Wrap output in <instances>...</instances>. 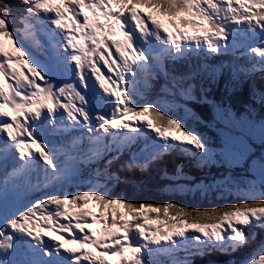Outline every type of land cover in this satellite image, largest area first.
Masks as SVG:
<instances>
[{
    "label": "snow or ice",
    "instance_id": "snow-or-ice-1",
    "mask_svg": "<svg viewBox=\"0 0 264 264\" xmlns=\"http://www.w3.org/2000/svg\"><path fill=\"white\" fill-rule=\"evenodd\" d=\"M235 5L239 8L234 6L233 0L226 3L220 0H17L16 3L0 0V78L4 80L0 83V166L9 160L15 161L11 173L5 168V175L11 179L0 187V252H15L21 245L31 249L35 258L19 264H83L84 261L109 264L110 259H115L116 264H158L155 258L171 257L175 249L187 248L189 243L196 252L225 253L249 245L254 239L250 230L264 229V193L259 197H246L237 205L204 211L174 204L136 205L124 198H110L97 188L52 193L15 210L9 207L7 197L10 183L13 188L17 184H31L34 171L43 173L45 183L67 176L66 166L58 158V148L46 139L48 132L57 130L58 120L65 115L72 128L80 127L88 132L91 146L97 149L88 153L93 158L106 152L130 150L138 141L142 144L129 160V168L147 169L176 150L201 161L211 158V149L203 136L189 128L183 117L165 113L152 101L138 102L135 85L140 75L150 73L153 61L155 69L167 76L163 65L165 57L178 60L191 51L217 53L226 49L229 39L235 40L237 30L253 34L256 42L250 43L247 51L259 59L251 66L259 65L264 72V11H254L264 10V0H235ZM138 7L150 9L146 20L137 11ZM50 13L54 15H48ZM157 16L168 18L174 31ZM17 21L22 28L13 31ZM46 25L61 30V40H50L47 58L41 59L37 50L45 48L40 34ZM118 34L124 37L123 41L113 38ZM48 36L54 37L55 33L48 31ZM25 38L32 41L30 46H26ZM5 40L12 42L19 56L14 57L5 50ZM113 48L118 54L115 58ZM93 57L98 59L93 60ZM99 61L104 62L112 75L101 74ZM70 62H75L76 79L60 80L59 70L61 67L67 70ZM24 66L29 74L23 71ZM86 70H90V74H86ZM92 76L107 94L99 99L110 107V114L101 111L93 116L87 99ZM109 85L116 87L110 91ZM172 86H176L175 77ZM261 100L264 102V96ZM8 107H11V115L5 110ZM129 116L135 118L131 123L125 122ZM99 129H103V133ZM222 155L225 159L234 158L227 142ZM115 159L118 156L108 160L107 166ZM177 173L182 170L178 168ZM261 175L264 177V168ZM93 200L101 205L99 232L91 231L98 218L87 210ZM53 205L55 208L50 207ZM104 206L114 208L110 223L102 220ZM115 206L125 211L118 212ZM145 209L150 212L145 213ZM169 209H174L175 214L169 215ZM74 210L73 219L77 221L75 228L79 229V234L72 235L71 239L56 234L70 231L71 223L45 228L33 221V217L43 218L47 225H53L54 218L67 220ZM151 212L162 213L165 221L155 231L145 227L147 221L160 219ZM186 229L193 231L186 235ZM45 236L49 237L48 241ZM258 256V259L247 258L245 264H264V247L260 248ZM0 264L13 262L0 256ZM172 264H187V259L173 260Z\"/></svg>",
    "mask_w": 264,
    "mask_h": 264
},
{
    "label": "trees",
    "instance_id": "trees-1",
    "mask_svg": "<svg viewBox=\"0 0 264 264\" xmlns=\"http://www.w3.org/2000/svg\"><path fill=\"white\" fill-rule=\"evenodd\" d=\"M214 94L211 95L207 92L205 88L195 89L192 92L183 91L180 95L175 94L176 98H162L156 99L155 104H158L165 113H170L173 117H183L187 123L188 127L194 132L199 133L207 141L208 146L212 147L215 152L223 149L224 146H220L221 140L219 137L222 135L223 123H234L238 125L239 129H236L235 134L238 135L233 139L229 138L227 140L232 141V144H248L249 138L247 137V130L241 129V122L235 110H240L241 114L244 111H249L251 103H247L244 94L232 97L230 90L213 89ZM229 96L226 100L224 96ZM220 105V107H218ZM229 107L233 108L232 114L226 113ZM215 108L217 110H215ZM264 114V112H262ZM262 116H258L257 119H263ZM236 125V126H237ZM212 127V131L209 128ZM237 128V127H236ZM219 131V132H218ZM227 132V130H225ZM235 138V137H234ZM255 145V144H254ZM233 149V147H230ZM165 156V155H164ZM227 159L225 163L220 160L216 162L206 161L202 165L194 162V166L189 164H184L185 159L178 157L174 159L173 157H166L163 160L155 161L150 164L147 169H141L137 167L126 168L115 173L114 180L111 178L110 182L106 183L103 192H106L110 198H124L127 201L133 202L136 205L141 203H150L154 206H163L166 204H174L181 208L189 210H212V209H223L229 205H237L243 203L246 197L255 196L257 191L255 189L244 188L238 190V187H242L244 183H247V179L241 178L239 168L240 160L236 158ZM182 170V175L186 176L187 179L193 181L194 179L205 178L207 176H217L220 172L225 170L232 174L238 176L233 185H235L234 190L231 193H226L220 199H214L208 193L210 190L206 191L204 194L193 193L188 190L187 192L181 194L179 192L180 188L178 183L181 181L177 178H169L167 181L162 180L160 175L163 171L167 172L168 175H176L177 169ZM203 168V169H201ZM209 177V178H211ZM184 184H208V180L205 179L202 183L198 182H187L182 181ZM187 186V185H185ZM87 191V189L85 190ZM259 197V196H256ZM96 205L97 211L101 212V205L93 200ZM115 210L118 212H124L125 209L115 206ZM114 208L104 206V212L112 213ZM145 213H149L150 210L145 209ZM153 217L159 216L160 219H151L149 222L158 223L159 227L165 223L162 213L151 212ZM175 210L169 209V215H174ZM161 230H165L161 228ZM190 230V229H186ZM254 239L249 243L246 248L238 249L227 255V258L222 256L220 253H214L216 258H225L222 262L223 264H245L246 259L252 256L259 258L258 253L261 247H264V229H254ZM261 236V237H260ZM209 259L214 260V257ZM207 259L206 262L211 263Z\"/></svg>",
    "mask_w": 264,
    "mask_h": 264
},
{
    "label": "rangeland",
    "instance_id": "rangeland-1",
    "mask_svg": "<svg viewBox=\"0 0 264 264\" xmlns=\"http://www.w3.org/2000/svg\"><path fill=\"white\" fill-rule=\"evenodd\" d=\"M237 125V123H236ZM234 123H223L224 128L222 129V135L219 137L221 142L219 143L220 146H224L225 142L229 144L234 158L240 160L239 168L242 169L240 171L241 178L247 179V183H244L240 188H250L255 189L257 193L255 196H260L264 193V177L261 175V169L264 168V124L261 126L258 125L259 130H256L254 127L249 125H241V129L247 130V137L249 138L248 144H232V141L227 140L230 137L233 139L236 138L235 131L239 129L238 125L236 126ZM237 127V128H236ZM235 137V138H234ZM255 144V145H254ZM233 159H231L232 161ZM225 163V160H224ZM223 174V173H222ZM220 175V174H219ZM238 179V176L228 172L227 170L224 171L223 176H214L210 180H208V184H190L185 186H180L179 192L181 194L187 192L188 190L192 191L193 193L204 194L206 191L210 190L208 193L211 197H215L214 199H220L226 193H231L235 185L233 183L235 180ZM255 229V228H254ZM189 232H192L191 229ZM264 246V244H263Z\"/></svg>",
    "mask_w": 264,
    "mask_h": 264
},
{
    "label": "bare ground",
    "instance_id": "bare-ground-1",
    "mask_svg": "<svg viewBox=\"0 0 264 264\" xmlns=\"http://www.w3.org/2000/svg\"><path fill=\"white\" fill-rule=\"evenodd\" d=\"M256 79H257V77H256ZM229 172V171H228ZM223 173V174H222ZM220 174V175H219ZM219 174H217V176H223L224 175V172H220ZM93 188V187H92ZM241 189H243V188H241Z\"/></svg>",
    "mask_w": 264,
    "mask_h": 264
}]
</instances>
